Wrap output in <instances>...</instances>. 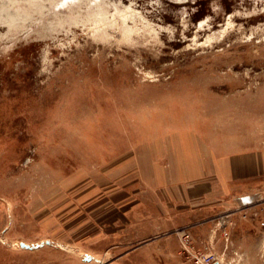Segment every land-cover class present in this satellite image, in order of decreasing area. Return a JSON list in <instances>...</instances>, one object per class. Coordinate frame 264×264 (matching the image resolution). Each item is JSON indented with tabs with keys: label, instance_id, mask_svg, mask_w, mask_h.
Listing matches in <instances>:
<instances>
[{
	"label": "rangeland",
	"instance_id": "rangeland-1",
	"mask_svg": "<svg viewBox=\"0 0 264 264\" xmlns=\"http://www.w3.org/2000/svg\"><path fill=\"white\" fill-rule=\"evenodd\" d=\"M263 213L264 0H0V264H186Z\"/></svg>",
	"mask_w": 264,
	"mask_h": 264
},
{
	"label": "crops",
	"instance_id": "crops-1",
	"mask_svg": "<svg viewBox=\"0 0 264 264\" xmlns=\"http://www.w3.org/2000/svg\"><path fill=\"white\" fill-rule=\"evenodd\" d=\"M259 223L260 222H258V220H255L253 222L254 226L251 225V227H249L248 229L231 232L232 247L244 254V263L243 264H264V231H263V229H260ZM262 224H263V222H262ZM211 232L212 231H210V228L207 227L205 229L204 233L203 234L201 233L197 237L199 239V245L200 246H205L208 243H210L211 237L213 236ZM219 240H217V241H219L218 247L221 250L225 245L224 238L220 237ZM166 248H162L163 250L162 249L159 250L160 253H163L165 256L170 255V254H176V253H174L175 251L173 249H171V248L166 249ZM160 253H154V254H157L160 256L161 255ZM178 254L181 257H183L181 248L178 250ZM159 258H160V260L162 259L161 257H159ZM169 258H170V256H169ZM165 260H167V259H165ZM187 261H188V263H186V264H193L192 261H190V260H187ZM164 263L170 264L166 261ZM181 264H183V263H181Z\"/></svg>",
	"mask_w": 264,
	"mask_h": 264
},
{
	"label": "built area",
	"instance_id": "built-area-1",
	"mask_svg": "<svg viewBox=\"0 0 264 264\" xmlns=\"http://www.w3.org/2000/svg\"><path fill=\"white\" fill-rule=\"evenodd\" d=\"M223 225L220 227H223ZM222 234L225 245L222 250H217L214 248L216 233L211 237L210 243L205 246H198L191 230L184 228L181 231L182 254L193 261L194 264H243L244 254L232 247L231 233L227 227L224 228Z\"/></svg>",
	"mask_w": 264,
	"mask_h": 264
}]
</instances>
